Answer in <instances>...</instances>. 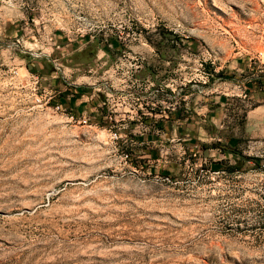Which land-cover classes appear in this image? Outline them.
<instances>
[{
  "label": "rangeland",
  "instance_id": "rangeland-1",
  "mask_svg": "<svg viewBox=\"0 0 264 264\" xmlns=\"http://www.w3.org/2000/svg\"><path fill=\"white\" fill-rule=\"evenodd\" d=\"M28 54L172 101L238 57L264 72V0H0V264H264V138L213 163L101 94L94 117L63 107Z\"/></svg>",
  "mask_w": 264,
  "mask_h": 264
},
{
  "label": "crops",
  "instance_id": "crops-1",
  "mask_svg": "<svg viewBox=\"0 0 264 264\" xmlns=\"http://www.w3.org/2000/svg\"><path fill=\"white\" fill-rule=\"evenodd\" d=\"M10 30L13 31L11 35L18 34L5 23L3 32L10 33ZM32 55H26L25 68L30 67L31 73L42 79L46 90L52 93L51 97H59L63 107L77 114L84 117L98 115L96 111L100 106L96 97L101 94L112 101L115 110L123 107L125 115L131 119L135 113L142 114L146 125L151 124L150 132L145 133L150 138L168 134L188 140V145L199 143L203 156H218L213 158V163L227 160L229 156L243 160L242 164L256 159L245 156L241 150L242 138L253 143L264 138V72L260 66L252 65V57L231 60L224 70L220 65L215 71H221L214 79L198 80L203 84L198 88H194L196 85L191 80L182 82L169 91L171 101L165 99L162 82L146 77L114 86L101 83L98 87L95 84L90 87L102 93L75 82L58 81L51 62L55 58L47 54L39 58ZM136 70L138 68L134 72ZM105 88L108 99L103 94Z\"/></svg>",
  "mask_w": 264,
  "mask_h": 264
},
{
  "label": "built area",
  "instance_id": "built-area-1",
  "mask_svg": "<svg viewBox=\"0 0 264 264\" xmlns=\"http://www.w3.org/2000/svg\"><path fill=\"white\" fill-rule=\"evenodd\" d=\"M136 68H138V66H135V68L134 69H136ZM107 93H108V91H107ZM107 93H105V96H106V98L108 99V94ZM59 106H57V108H58Z\"/></svg>",
  "mask_w": 264,
  "mask_h": 264
},
{
  "label": "bare ground",
  "instance_id": "bare-ground-1",
  "mask_svg": "<svg viewBox=\"0 0 264 264\" xmlns=\"http://www.w3.org/2000/svg\"><path fill=\"white\" fill-rule=\"evenodd\" d=\"M68 180H73V179H68ZM75 180V179H74Z\"/></svg>",
  "mask_w": 264,
  "mask_h": 264
}]
</instances>
